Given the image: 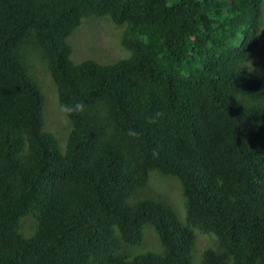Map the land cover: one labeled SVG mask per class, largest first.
Returning <instances> with one entry per match:
<instances>
[{
    "label": "trees",
    "instance_id": "trees-1",
    "mask_svg": "<svg viewBox=\"0 0 264 264\" xmlns=\"http://www.w3.org/2000/svg\"><path fill=\"white\" fill-rule=\"evenodd\" d=\"M86 15L125 24L129 55L73 61ZM263 18L264 0H0V264H264ZM144 227L163 249L130 255ZM194 227L217 239L197 262Z\"/></svg>",
    "mask_w": 264,
    "mask_h": 264
},
{
    "label": "rangeland",
    "instance_id": "rangeland-1",
    "mask_svg": "<svg viewBox=\"0 0 264 264\" xmlns=\"http://www.w3.org/2000/svg\"><path fill=\"white\" fill-rule=\"evenodd\" d=\"M125 27V24L119 26L115 25L109 19L108 15L84 16L81 24L67 38L72 48L71 59L78 62L87 58H92L101 63H108L115 61L118 58L128 56L130 52L120 44V39L124 33ZM261 30L263 35L261 34ZM260 34L261 38L257 47L259 50L251 58L248 67L251 71L256 73V75L264 76V57L261 52V47L263 48L264 46V18L261 23ZM35 70L36 79L38 80L39 85H41L45 95L44 108L46 125L44 127L57 136L60 148L64 150L67 132L69 129L66 114L64 110H62L63 108L61 109L59 104L56 102V88H54L55 85L53 86L47 71H45L39 63L36 64ZM157 179L160 180L158 185L155 187V190L158 192L157 188L160 189L162 194L168 195L171 200L174 201L176 208L179 210L177 216L182 222H184L186 216L185 206H182L183 203L179 193L177 181L173 178L164 176H157ZM27 218L28 217L22 218L21 223ZM29 222V219H27V221L25 220L23 223L24 228L27 227ZM193 231L197 235V243L191 253V256L192 261L197 262L202 248L207 245V247L216 248L217 239L215 234L208 233L212 236V238H210L207 234L200 233L201 231L196 227L193 228ZM143 232L144 236L141 244L133 246L131 250L132 254L130 255L145 251H162L163 246L160 243L154 229L151 227H144Z\"/></svg>",
    "mask_w": 264,
    "mask_h": 264
}]
</instances>
